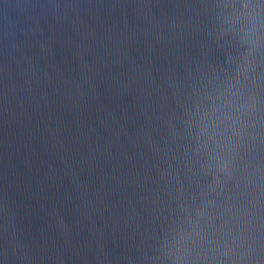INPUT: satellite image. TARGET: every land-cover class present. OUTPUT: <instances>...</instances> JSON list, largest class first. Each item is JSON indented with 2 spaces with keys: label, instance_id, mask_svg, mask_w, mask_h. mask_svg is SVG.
Segmentation results:
<instances>
[{
  "label": "water",
  "instance_id": "1",
  "mask_svg": "<svg viewBox=\"0 0 264 264\" xmlns=\"http://www.w3.org/2000/svg\"><path fill=\"white\" fill-rule=\"evenodd\" d=\"M0 264H264V0H0Z\"/></svg>",
  "mask_w": 264,
  "mask_h": 264
}]
</instances>
